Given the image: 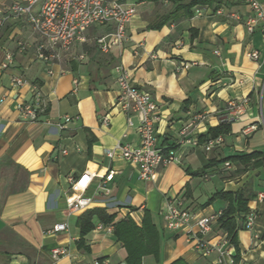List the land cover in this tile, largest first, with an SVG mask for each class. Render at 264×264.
Masks as SVG:
<instances>
[{
  "label": "crops",
  "instance_id": "obj_1",
  "mask_svg": "<svg viewBox=\"0 0 264 264\" xmlns=\"http://www.w3.org/2000/svg\"><path fill=\"white\" fill-rule=\"evenodd\" d=\"M15 1L0 0V11ZM119 1L136 4V13L126 41L107 54L94 39L112 26L90 29L71 57L61 53L49 67L37 59L39 38L24 19L10 20L0 30V264H125L126 250L113 233L96 227L114 230L113 224L127 217L140 225L145 213L157 229L159 247L157 258L145 256L141 264H217L215 255L203 256L186 233L164 229L161 211L166 199L178 198L200 218L225 209L222 200L209 202L214 195L240 190L251 197L246 214H255V220L250 231L238 221L241 227L230 242L233 256L239 264H264V48L260 33L250 36L245 30L248 7L241 0H210L190 10L183 7L191 0ZM253 50L260 53L257 62L247 57ZM117 66L156 103L158 147L179 156L155 182L139 181L135 167L105 156L118 142L138 146L136 118L127 128L126 116L115 107ZM15 79L24 84L15 87ZM32 87L42 99L31 124L17 106L31 103ZM243 100V114L231 120L228 103ZM64 116L71 122L59 131ZM104 116L107 127L101 124ZM220 129L222 143L208 149L204 140ZM249 155L260 157L248 161ZM109 171L114 175L108 195H95V178L84 193L94 199L92 205L67 217L70 181L85 172ZM84 217L92 230L82 236ZM104 217L113 222L105 224ZM60 223L67 231L46 234ZM224 234L230 240L216 224L204 239L215 242ZM57 247L70 256L54 261L50 253Z\"/></svg>",
  "mask_w": 264,
  "mask_h": 264
},
{
  "label": "built area",
  "instance_id": "obj_2",
  "mask_svg": "<svg viewBox=\"0 0 264 264\" xmlns=\"http://www.w3.org/2000/svg\"><path fill=\"white\" fill-rule=\"evenodd\" d=\"M250 11V16L244 20L245 30L252 36L258 32L262 36L264 48V5L259 0H241ZM136 13V4H125L119 0H18L13 2L6 12L0 11V30L10 20L24 19L39 42L36 47V57L45 66H51L59 61L61 53L71 57L72 50L76 43H86L87 33L90 29L112 26V32L96 37L94 44L98 51L107 54L114 47H121L126 41V28ZM197 16L200 11H195ZM220 14V12H217ZM231 17L238 21L240 16L233 14ZM247 57L257 62L260 53L256 50L248 53ZM79 60L83 56L78 57ZM8 63L11 57H6ZM6 68V65L3 66ZM116 85L118 95L115 107L126 116L127 128H132V118L135 117V127L138 136V146L132 147L126 143L118 142L111 150L106 151L105 156L112 160L120 158L135 167L137 178L141 182H155L159 172L171 163L178 162L177 152L172 149L161 148L157 145L156 124L159 122V109L151 98L150 94L134 87L130 75L121 66L115 67ZM48 75L52 73L49 71ZM15 87H21L24 82L20 79L13 81ZM32 101L29 104L17 106L21 118L28 123H36L39 117V105L42 95L36 87L31 88ZM247 101L239 103H228V116L236 120L243 114ZM71 122V118L64 116L57 124L58 130ZM103 126L109 125V118H101ZM253 127L248 128L244 133L249 132ZM180 142V145H182ZM222 143L219 136L209 140L206 147L211 149ZM62 151V155H66ZM228 167V164H225ZM114 173L109 171L105 176L83 173L78 180L70 181V194L66 197V216L87 210L93 203V198L84 197L85 191L90 187L95 178H98L95 195L99 192L108 195L107 185L112 181ZM263 199L262 195L258 197ZM221 211L196 218L185 207L178 198L165 200L164 208L161 211V219L164 226L172 233H186L188 239L195 243V249L203 256L215 255L217 264H239L233 256V248L226 234L217 238L215 242L205 240L213 227L218 224L221 218ZM255 214L248 213L243 219V228L252 230ZM99 232L112 234L111 225L99 224L96 227ZM67 231V224L54 225L46 234H57ZM51 258L56 261L62 257H69V251L64 247H57L50 253Z\"/></svg>",
  "mask_w": 264,
  "mask_h": 264
},
{
  "label": "trees",
  "instance_id": "obj_3",
  "mask_svg": "<svg viewBox=\"0 0 264 264\" xmlns=\"http://www.w3.org/2000/svg\"><path fill=\"white\" fill-rule=\"evenodd\" d=\"M140 1H157V0H140ZM171 1V0H169ZM210 0H191L183 8L191 9L195 6L209 5ZM192 15V14H191ZM222 130L212 131L211 134L204 140L216 139L222 135ZM260 157L259 155H249L246 159ZM222 200L227 205L225 209L221 211L222 216L218 221V227L221 231L227 233L230 238V242L234 241L235 232L243 221L244 216L248 212L247 204L251 199L247 196L243 190H240L234 194L232 193H219L214 195L209 202L215 200ZM91 215V214H90ZM104 223H112L113 217H104ZM103 218V219H104ZM114 225L113 236L117 243L126 250L127 258L125 264H141L142 258L145 256H153L157 258L158 247H159V235L156 227L153 225L150 216L144 214L140 225H137L131 218L127 217L120 220ZM81 235L84 236L87 232L92 230V226L89 224V219L84 217L81 220Z\"/></svg>",
  "mask_w": 264,
  "mask_h": 264
}]
</instances>
